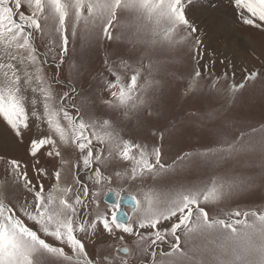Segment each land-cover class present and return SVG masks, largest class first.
Returning a JSON list of instances; mask_svg holds the SVG:
<instances>
[{
	"label": "snow or ice",
	"instance_id": "snow-or-ice-1",
	"mask_svg": "<svg viewBox=\"0 0 264 264\" xmlns=\"http://www.w3.org/2000/svg\"><path fill=\"white\" fill-rule=\"evenodd\" d=\"M191 5L0 0V264H264V60L218 72Z\"/></svg>",
	"mask_w": 264,
	"mask_h": 264
},
{
	"label": "rangeland",
	"instance_id": "rangeland-1",
	"mask_svg": "<svg viewBox=\"0 0 264 264\" xmlns=\"http://www.w3.org/2000/svg\"><path fill=\"white\" fill-rule=\"evenodd\" d=\"M189 19L200 28L206 62L215 59L218 72L224 70L220 61L225 58L249 68H258L264 60V31L243 25L233 15L228 0H192ZM237 108L243 119L259 120L264 115V95L257 90L241 98L237 93ZM0 133V137L3 135L0 139L4 138L0 142V155L26 158L24 146L16 143L2 125Z\"/></svg>",
	"mask_w": 264,
	"mask_h": 264
},
{
	"label": "bare ground",
	"instance_id": "bare-ground-1",
	"mask_svg": "<svg viewBox=\"0 0 264 264\" xmlns=\"http://www.w3.org/2000/svg\"><path fill=\"white\" fill-rule=\"evenodd\" d=\"M0 134H1V133H0ZM3 134H5V133H3ZM2 136H3V135H2ZM2 136H1V137H2ZM1 137H0V138H1ZM5 138H6V137H5ZM2 139L4 140V138H2ZM3 140L0 139V142L3 143ZM5 144H6V143H5ZM7 144H8V143H7ZM6 148H7V147H6Z\"/></svg>",
	"mask_w": 264,
	"mask_h": 264
},
{
	"label": "water",
	"instance_id": "water-1",
	"mask_svg": "<svg viewBox=\"0 0 264 264\" xmlns=\"http://www.w3.org/2000/svg\"><path fill=\"white\" fill-rule=\"evenodd\" d=\"M125 207H126V205H125Z\"/></svg>",
	"mask_w": 264,
	"mask_h": 264
}]
</instances>
